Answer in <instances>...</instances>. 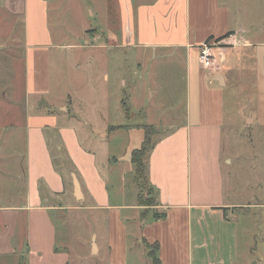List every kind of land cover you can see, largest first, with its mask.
Here are the masks:
<instances>
[{
  "label": "crops",
  "instance_id": "0c3cea01",
  "mask_svg": "<svg viewBox=\"0 0 264 264\" xmlns=\"http://www.w3.org/2000/svg\"><path fill=\"white\" fill-rule=\"evenodd\" d=\"M57 2L50 9V0H1L0 9L25 19L22 60L29 109L21 138L23 153H15L21 128L0 126V264H17V257L21 264H69L66 248L57 245L53 218L78 211L85 203L89 209L135 212L140 243H156L161 264H225L226 259L232 264L237 236L223 212L264 209V183L254 203L225 190L224 165L231 160L223 154L224 89L243 90L237 92L247 98L237 106L241 129L256 128L263 135L264 41H255L241 24L232 0H119L122 22L116 34L111 21H96L90 10L95 29L83 30V44L65 43L48 29V13L60 8ZM105 31L108 36H99ZM209 40L223 42V59L205 70L198 62L199 46ZM116 45L123 46V67L130 71L136 90L158 73L168 75L170 88L181 78L180 122L159 133L157 118L148 111L149 125H110V75L104 67L105 55ZM3 50L0 45V64ZM84 53L98 56L82 66L78 61ZM89 79L94 84L87 88ZM126 84L123 77V88ZM3 91L5 97L10 87ZM142 126L155 130L153 147L144 159L154 206L140 207L137 202L109 206L108 184L113 180L123 184L125 170L134 176L131 153L143 142ZM121 133L130 146L113 152L117 135L123 146ZM132 181L136 184L134 177ZM116 218L110 254L116 260L123 257L127 264L129 220ZM229 226L226 236L211 230ZM90 251L101 253L95 233L90 235Z\"/></svg>",
  "mask_w": 264,
  "mask_h": 264
},
{
  "label": "rangeland",
  "instance_id": "374dc122",
  "mask_svg": "<svg viewBox=\"0 0 264 264\" xmlns=\"http://www.w3.org/2000/svg\"><path fill=\"white\" fill-rule=\"evenodd\" d=\"M56 1L50 0V9L55 7ZM229 1L231 0H225V2ZM232 1L238 19L245 28L250 29L253 39L264 41V0ZM57 3H60V8L54 12L49 11L47 18L48 29L53 32L52 36L57 41L64 38L65 43L83 44V30L95 29L90 10L97 19L96 21L104 18L111 21L110 29H113L115 34L120 28L122 17L119 0H58ZM108 35V31L99 33L101 37ZM24 39L25 19L23 17L12 18L0 9V45L5 47L0 64V126L7 128L16 125L21 128L17 131L15 145L17 155L23 153L21 138L24 136L25 115L29 109L24 93L25 66L22 60ZM119 43L121 44V41ZM116 46L112 47V53L107 52L105 55L108 63L104 67V71L110 75V81L107 84L110 95V125L122 126L135 123L149 125L145 117L148 111L157 118L159 133L163 132L166 126L180 122L184 99L181 78L174 82L175 88H170L168 75L158 73L155 79L149 80L142 89L136 90V86L132 83L134 80L129 77L130 71L126 66L123 67V46ZM15 54L16 60L13 62L12 58ZM97 56L84 53L78 62L85 66ZM4 61H6L5 64ZM100 69L103 71V68ZM123 77L127 82L124 88ZM93 84V81L89 79L88 83L87 80V88ZM7 86L10 87V91L3 97L1 93ZM148 87L150 90H147ZM224 90L226 118L223 130V154L231 160L230 164L225 161L224 165L225 190L229 194L235 192L242 198H250L254 203L253 197L259 199L258 197L263 192L264 134L262 135V131L256 128L241 129V115L238 113L237 106L242 104V99L247 98L238 97L237 92H243V90L234 86H227ZM121 134H123V146L119 139L121 135H117V144L112 145L113 152H124L125 148L130 146L125 143V133ZM154 135L155 130L153 129L151 143ZM124 173L123 184L113 180L108 187L106 186L110 197L109 206L118 203L130 205L137 202V195L140 191L132 181L134 176L127 174L126 170ZM120 194L122 196H119ZM88 205V203L82 204L78 207V211H64L60 217L56 214L53 218L57 231V245L66 248L69 264H123V257L116 260L117 256L110 254L113 251L110 249V235L113 224L118 221L117 215L120 219L125 216L129 220L125 224L126 230L129 229L130 232L127 240V264H151L147 257L148 250L140 243L141 225L140 219L134 218L135 212L89 209ZM223 214L226 222L234 224L235 236H237L236 257L232 264H264V209H253L249 211V214L231 212H223ZM211 230L226 236V233L230 234L231 227L225 229L214 227ZM91 233L97 235V244L101 250L98 255H92L90 251ZM21 234L22 228L16 239L17 249L21 245ZM17 264H21L19 257H17ZM225 264H228L227 259Z\"/></svg>",
  "mask_w": 264,
  "mask_h": 264
},
{
  "label": "trees",
  "instance_id": "16d2710c",
  "mask_svg": "<svg viewBox=\"0 0 264 264\" xmlns=\"http://www.w3.org/2000/svg\"><path fill=\"white\" fill-rule=\"evenodd\" d=\"M141 128L144 131V139L140 148L132 151L131 164L134 170V181L136 182L138 190L140 191V193L137 195V203L140 207L150 208L154 206L153 190L148 185L144 159L153 147L151 143L153 129L149 126H142ZM114 129L116 128H111L110 130ZM155 217L157 218L158 216ZM145 247L148 250L147 257L150 259L151 263L161 264L157 256L158 245L156 243L152 245L145 244Z\"/></svg>",
  "mask_w": 264,
  "mask_h": 264
},
{
  "label": "built area",
  "instance_id": "2783aa9c",
  "mask_svg": "<svg viewBox=\"0 0 264 264\" xmlns=\"http://www.w3.org/2000/svg\"><path fill=\"white\" fill-rule=\"evenodd\" d=\"M223 42L220 40H209L199 46L198 62L205 70L213 69L217 62L223 59Z\"/></svg>",
  "mask_w": 264,
  "mask_h": 264
},
{
  "label": "water",
  "instance_id": "95a60500",
  "mask_svg": "<svg viewBox=\"0 0 264 264\" xmlns=\"http://www.w3.org/2000/svg\"><path fill=\"white\" fill-rule=\"evenodd\" d=\"M72 181H73V188H74V193L76 196H79V184L77 182V179L75 176H72ZM94 247V245H92Z\"/></svg>",
  "mask_w": 264,
  "mask_h": 264
}]
</instances>
